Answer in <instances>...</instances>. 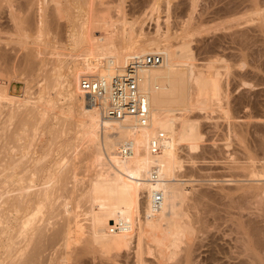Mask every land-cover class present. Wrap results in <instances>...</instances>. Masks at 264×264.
Wrapping results in <instances>:
<instances>
[{
  "label": "bare ground",
  "instance_id": "obj_1",
  "mask_svg": "<svg viewBox=\"0 0 264 264\" xmlns=\"http://www.w3.org/2000/svg\"><path fill=\"white\" fill-rule=\"evenodd\" d=\"M146 3L147 16L159 11L163 4L170 5L167 0ZM262 4L255 11L263 13ZM126 6V0H0V264L42 263L44 252L61 241L66 248L73 243L81 244L69 254L66 252V256L62 253L61 261L68 264H79L82 256L92 251L108 255L116 264H146V257H152L157 264H196L199 259L194 253L201 242L195 244V240L206 232V217L211 210L206 194L195 191L186 179L181 152L188 153L190 160L194 157L206 141L205 121L201 119L215 124L217 120L211 123L210 116L217 112L220 115L216 118L226 124L222 149L229 154V162L225 168L235 172L234 175L229 172L230 179L223 182H248L249 185L238 187L243 201L263 196V188L252 183L264 177V67L260 68L264 64L258 67L257 63L255 67L263 74V78L259 75L261 82L259 77L254 83L246 79V71L237 77L240 88L261 87L257 91L261 99L256 98L253 108L263 111L248 116L244 111L247 106L240 105L239 113L245 112L243 116H232L235 107L226 104L230 83H226L228 76H224L232 67L225 63L228 60L221 61L220 57L207 60L198 69L185 47L187 34L174 44L169 31L163 32L159 22L154 23L153 33H146L141 25L134 29L137 23L127 30L123 27ZM252 7L249 13L253 12L250 15L257 19L256 13H262H255ZM190 8H194L193 3ZM262 16L259 25L252 18L245 16V20H252L257 26L252 31L264 35ZM61 20H66L67 26L61 27ZM54 30L60 31L56 34L59 36L61 30L63 34L66 31L70 49L66 51L65 45L57 52L63 44L60 43L54 46L58 48L56 53L50 52L52 42L48 46L46 38ZM240 33L239 40H243L247 32ZM61 37L57 42H63ZM244 40L247 42L248 38ZM243 44L240 46L246 45ZM50 53L52 60L48 59ZM152 53L161 54L162 62L142 71L148 123L141 126L133 117L119 120L104 117L87 91L81 89V78L120 74L135 56ZM241 64L242 70L245 65ZM16 83L23 87L15 88ZM62 100L65 108L59 104ZM218 121L212 125L214 128ZM69 131L78 134L74 136L78 143H67L68 151L72 149L71 156L75 153L78 161L83 152L82 161L87 160L90 172L87 171L88 179L81 184L75 178L74 160H51L58 143L55 141ZM153 141L158 146L155 152L151 149ZM233 141L243 150L242 154L237 149L242 160L237 159L238 151L235 158V154L231 155L233 151H229ZM125 147L129 148L126 153ZM58 191L64 193L62 202L61 196L54 197ZM64 191L70 192L71 197L78 196L80 202H88V211L84 209L88 225L87 218L85 226L79 224L82 221H73L77 215L70 200L74 198L67 197ZM157 194L160 200L155 203ZM64 195L69 202L66 198L64 201ZM252 222L236 226L241 234L250 236L243 242L244 251L242 247L246 259L239 264H264V231H259Z\"/></svg>",
  "mask_w": 264,
  "mask_h": 264
},
{
  "label": "rangeland",
  "instance_id": "obj_2",
  "mask_svg": "<svg viewBox=\"0 0 264 264\" xmlns=\"http://www.w3.org/2000/svg\"><path fill=\"white\" fill-rule=\"evenodd\" d=\"M126 1H127V6L125 8V15H124L126 22H124V23H126L127 25L124 24V26H123V23L121 24L124 28H126L128 30L130 26H133V24L135 25V23H137L136 24L137 27L135 25L134 29H136V28L138 29L139 26L141 25V27L143 28V30L146 33H148V32L153 33L154 29H155L154 23L159 22V24L161 23L160 26H161V30L163 32H165L166 29H167V31H169L168 35H171L170 38L172 39V42L174 44H177V41L178 42L181 41L180 40V38H182L181 36H183L184 34H187L189 37L187 38V41L185 42V47L189 51L190 55L192 57H194V59L196 60V61H194V63H196V66L198 67V69H202L203 66H205L204 64H206L204 62H207V60L213 61L214 58L216 60L217 57H220L221 61L228 60V61H225V63L228 62V63H226L227 66H229V65H230L229 67L232 66L231 67L232 69L229 68L230 71L228 70L229 73L232 72L230 74L228 73L229 75L228 74L226 75L224 72H222L225 70L221 69V72L224 73L225 78H226V76L229 77V78L227 77V80H225L226 83H230L228 86V92H230L229 93L230 98L228 96V98H227L228 100H226L227 101L226 104L227 105L229 104L231 107H233V109L235 107V110L238 111L236 113V111L233 110L231 113H234V115L232 114V116L242 117L245 112L248 116H251V115L257 116V115L261 114L263 109L261 111L259 108L258 109L253 108V105L257 103L256 102L257 99H258V101H260L259 99H261V95L259 96V93L257 92V91L261 90L260 89L261 87H255L253 90L251 88H246V86H245V88L243 86H241V88H240L239 82H238L239 79H237V77H238V75H243L241 73L242 72L245 73V71H246L247 73H245V74H248L250 72L249 76L245 75V74H244V76H246L245 77L246 79L251 80L252 83L257 81V79H259V81L261 82V79L263 78V74L261 73V70H263L262 67H264V65H263L264 64V41H263L264 39L262 38L263 34L261 32L257 33L256 30H255L256 32L252 31V29L256 25L260 24V20L262 19L261 17H263L262 15H264L263 14L264 12L262 13V12L257 11V10L255 11V8L256 7L259 8V6L264 2V0H261V2H260L261 4L259 6H258V4H259L260 0H256V1L255 0H237V1L236 0H196V1L195 0H191V1H189V0H167L170 2V5L163 6L164 5L163 4L160 7L159 11H157V12L155 11V13H153L152 15L148 14V16H147V13H149L148 12L149 6L147 7L146 1H149V0H126ZM192 1H195V2H192ZM248 1H250V3ZM192 3L194 6L193 9L190 8V6H192ZM251 6H253L251 9H253L255 13L256 12L262 13V14L256 13V14H258L257 19L252 18L251 15H254L253 12L249 13ZM262 6H263V4H262ZM234 9H236L238 11L235 10L236 11L235 12ZM227 10H229L228 14L226 12ZM243 10H245L246 13L245 12L243 13ZM253 10H251V11H253ZM233 11L235 13L238 12L239 15H238V13L235 14ZM263 11H264V9H263ZM230 14L232 16L229 17L228 15H230ZM234 15H236V16H234ZM244 15L246 17L254 19L253 21L252 20L251 21L252 22L256 21L257 24L255 23L256 25L254 26V24L248 18L247 19L251 23L248 22V20L246 21ZM259 15H261V17ZM242 17H243V19H242ZM255 17H256V15H255ZM230 18L231 19L236 18L238 21L241 19V21L238 22L236 19L231 20ZM60 22H61V24H60L61 27L67 26L66 20H63V21L61 20ZM231 22H234V24ZM241 22H242V25H244V26L241 25ZM131 23H132V25H131ZM226 23H228L229 25ZM230 23H231V25H230ZM229 26H231V27L228 28ZM225 27H226V29H225ZM249 29H251V30H249ZM59 30H54L53 33H50L51 37L53 36L52 39H49L50 35H48V37L46 38V42H47V39L50 41V42L48 41L47 44L52 42V44H50V46L48 44V46L50 47V52L52 51V53L56 49V48L54 49V46L56 47V44L59 46L60 43H63L62 45H60L58 47L59 49L57 48L58 50L56 49L57 52H60V49H63V47L65 45H68V46H66V51L68 50V48L70 49V47H71L70 46L71 42L68 39L66 31H64V34H66V36L62 33V30H61L62 34L60 33L61 36L63 35L66 37V38L64 37V39H62L63 36L61 37L59 35H56V34H58L57 31H59ZM63 30H65V29H63ZM241 30L243 33H245V31L247 32L245 34L246 36L244 35L245 38H243L244 36L241 37V38H243V40L242 39L239 40L240 37H238V35H239L238 33H240ZM236 31H238V32H236ZM234 32H236V33H234ZM259 33H260V35H259ZM95 34L98 35V33H95ZM224 35H226L227 37H225ZM256 35H258V36H256ZM60 37L63 40V42L60 40L61 42L58 41L59 42L58 43L57 40H59ZM263 37H264V35H263ZM247 38H248V40H246L247 42H245L244 39H247ZM66 41H68V43H70V44H68ZM236 41H237V43H236ZM241 44H243V45L246 44V45L242 47V46H240ZM259 51H260V53H259ZM52 53H50V56L48 55L49 58L47 57L49 60H52L51 59V57L53 56ZM55 53H56V51H55ZM234 53H235V55H234ZM208 57L210 59H208ZM256 58H258V59L256 60ZM241 62H243V63L241 64ZM225 63L223 64V66L226 65ZM257 63H258V65H257ZM240 64L241 65L244 64L246 67L242 66V67H244V69L241 70L239 68ZM220 65L222 66V64H220ZM256 65L258 67H259V65H263V66H260V68H262V69L260 70V68L259 69L255 68V67H257ZM256 72H257V74H253ZM260 73L262 75H260ZM252 74L255 76V79H254V76ZM259 75L262 78H260ZM230 76H231V78H230ZM249 77L250 78L252 77V78L250 79ZM257 77H259V78H257ZM225 78L223 77V80ZM234 81H235V83H234ZM248 82L250 83V81H248ZM3 83L4 82H2V84ZM256 83H259V82H256ZM21 87H23V86H21L20 84H17V83L15 84V88L20 89ZM262 90H263V88H262ZM262 93H263V91H262ZM62 101L59 102V104H60V106L65 108L64 101L63 102ZM240 103H242V104L244 103V104L242 105ZM240 105L241 106H245V105L247 106V110L245 109L244 110L245 112L242 114L239 113ZM250 107L252 109H250ZM218 115H220V114L217 112V113H214L210 116V117H212L211 123L215 122L216 120L217 121L219 120L218 126H216V128H214L213 126L217 125V121L215 124L210 125L209 121L201 119L202 121L206 122V123L203 122V129H204L203 132L205 135L204 140H206V141L201 146V149L196 154H194V157L191 158V160H190L188 153H186L185 151L181 152L182 157L184 158V161H185L184 162V168L185 169L183 172H184V175H186V179L188 178V180H190V184H192V187L195 191H199V192L203 191L206 194V202H207V204L211 210L210 212H208L209 214H207L208 218L206 217V219H208L207 220L208 227L206 228V232L205 233L201 232V234L197 235L198 236V238H196L197 241L195 240V244H196V242L197 243L201 242V243H199V245L198 244L196 245L197 249L199 246H201V245L203 246V247L202 246L199 247L198 250L196 249L197 252L194 253L195 257L198 255L197 257L199 259V261L196 260V264H198L200 261H203V262H201L203 264H205V263L206 264H239V262L245 261L246 258L243 256L244 252H242V247H243V251H244V247H245L244 241H247L250 236L248 234H244V233L241 234L242 231H240L236 227L238 225L237 223L243 222V224L247 225L246 223L253 221L252 224L256 223L253 225H255L259 231H261V232H262V230L264 231V220H262V219H264L263 218V216H264V214H263L264 213V193L262 194L263 196H259V199L255 198L254 200L252 199V201L251 200L243 201L244 199L240 198L242 190L238 189V187L240 188L242 185H247L248 182H246V183L242 182L243 184L240 182H239L240 184L238 182H233V183L232 182H223V180L230 179L229 176L227 177V175H230L229 172H231V175L235 172L228 170V167L225 168V166H227V161H228V157H229V154L226 155L227 153L225 152V150L222 149V145H223L222 140H224L222 138H224L223 133H225L224 128H225L226 124L223 123L224 120L221 121L220 117L216 118V116L218 117ZM223 124H225V125H223ZM71 133L74 135H72ZM77 135L75 134L74 131H69L68 133H65L64 135L59 137L57 139V141H55L58 143H56V145H55L56 149L53 153V156L51 157V160L54 161V160L62 159V161L64 160V162H65V160H66V162L67 161L70 162V161L74 160L75 171H76V177L75 178L77 181H79V179H80V184H81V183L86 182V180L88 179V175L90 173L88 171V169L86 168L87 167V160L85 159L82 161L84 153L82 152L83 150L82 151L80 150L83 154L82 158H81V154H79L81 161H82V163L83 162L86 163V164L85 163L81 164V161H78L80 159L77 160V158H76V157L79 158V156H76L75 153H74L75 156L74 155L71 156L70 151H72V149L70 151H68L70 146H66V145H68L67 143H78L77 139L75 140V138H77V137H74ZM69 136H71V137H69ZM68 138H70V139H68ZM69 140L71 142H68ZM235 143H236V141L235 142L233 141L232 146H231V147H233V145H234V147H233L234 149L233 148L231 149V147L229 149L230 152L233 151V153H231V155H234L240 148V146H238V144H235ZM236 145H237V147H236ZM56 146H58V147H56ZM80 148L83 149V146ZM58 149H60V150H58ZM239 151H240V153H242L243 152L242 148H240ZM239 151L237 153H239ZM240 153L238 154L239 155V157L237 158L238 160H242V157H241L242 155ZM65 154H66V156H65ZM238 155L233 156V157L235 158ZM224 158H226V159H224ZM76 160L79 162L78 165H77ZM81 165L82 166L84 165V166L82 167ZM263 178L259 182H254V183L251 182V183L254 184L253 186H255V187L257 185L261 186L263 188L261 190H264V179ZM232 179H236V178H232ZM69 187L72 188L71 185H69ZM60 192H61V194H60ZM64 192H66V191H64ZM62 193H63L62 191H58V192L54 193L55 198L56 197L58 198L59 196L62 197L61 201L59 200L60 202L63 201ZM69 193L70 192L67 193V197L69 196L68 195ZM73 193H71L70 195H74ZM64 196H65L64 201L66 198V201L69 202V199L66 197V195H64ZM70 197L71 196H69V198ZM60 198H58V199H60ZM72 198H74V199L70 200V205H71V207L73 206L74 213L77 216L79 215L78 217L76 216V219L73 221H79V222L82 221L81 223H79V222L78 223L80 225L83 223L85 224L86 222H88V215L86 217V212L88 211L87 206L89 204L85 200H84V203L82 202V200H81V202L78 201V200H80L78 196L77 197L72 196L71 199ZM260 199H262L261 202L263 204L260 202ZM59 203L57 205H59ZM79 205H81L79 208L76 207ZM200 208H201V206H200ZM84 209H86L87 211L85 212ZM215 209H216V211H215ZM200 210H202V209H200ZM238 212L240 215L238 214ZM77 213H79V214H77ZM84 213H85V216H84ZM213 213H214V215H213ZM236 217H237V219H236ZM85 218H87V220ZM84 219L86 222L84 221ZM78 223L75 222L74 224H78ZM84 224L82 226H85ZM88 224H89V222L86 223V225H88ZM236 229H238V230H236ZM84 231H85V229H84ZM263 237L264 236H262V238ZM203 240H205V242ZM237 242H238V245H237ZM262 242H264V239L262 240ZM61 243H62V241L59 243L60 247L58 244L55 247H53V249L51 248V249L46 250L44 252V255L48 252L47 255H45V256L43 255V257H42L44 259V261H46V262L43 263V259H42V263L40 261L39 264H50L51 262H53L52 264H54V262H55V264H63V263L68 264V262L61 261L63 255L66 256V254H67L66 252H68V254H69L73 249L79 248L81 245V244L73 243V245L70 244V246L66 248L65 246L63 247V244L61 245ZM62 248H63V250H62ZM236 248H237V250H236ZM96 252L92 251L89 254L84 255L85 257L82 256L81 262L79 264H116V263H114L115 261L114 262L111 261L113 259L111 257H108V255L102 254V256H101L100 252H98V253H96ZM262 252H264V250ZM62 253H63V255H62ZM180 255H182V254H180ZM44 257L47 259L45 260ZM54 257H56V258H54ZM146 259H147L146 261L148 264L150 263V262H148V260L152 261L151 263H153V264H157V261L154 260L152 257H146ZM200 259H203V260H200ZM197 261H198V263H197ZM121 263H123V262H121ZM128 263H130V261ZM201 263H199V264H201Z\"/></svg>",
  "mask_w": 264,
  "mask_h": 264
},
{
  "label": "built area",
  "instance_id": "obj_3",
  "mask_svg": "<svg viewBox=\"0 0 264 264\" xmlns=\"http://www.w3.org/2000/svg\"><path fill=\"white\" fill-rule=\"evenodd\" d=\"M161 62V54L135 56L120 74L82 77L80 87L87 91L91 102L100 108L104 117L118 120L133 117L138 125L144 126L148 123L149 109L146 94L141 88L142 71ZM151 149L153 152L158 150L154 141ZM128 151V147L123 150L124 153ZM159 200L160 195L157 194L155 203Z\"/></svg>",
  "mask_w": 264,
  "mask_h": 264
}]
</instances>
